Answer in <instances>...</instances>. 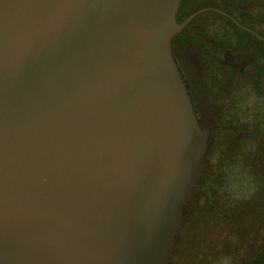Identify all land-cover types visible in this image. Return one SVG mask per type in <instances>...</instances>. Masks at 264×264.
Masks as SVG:
<instances>
[{"label": "water", "instance_id": "water-1", "mask_svg": "<svg viewBox=\"0 0 264 264\" xmlns=\"http://www.w3.org/2000/svg\"><path fill=\"white\" fill-rule=\"evenodd\" d=\"M180 1L0 0V264H169L212 134Z\"/></svg>", "mask_w": 264, "mask_h": 264}, {"label": "flooded vegetation", "instance_id": "flooded-vegetation-1", "mask_svg": "<svg viewBox=\"0 0 264 264\" xmlns=\"http://www.w3.org/2000/svg\"><path fill=\"white\" fill-rule=\"evenodd\" d=\"M191 16L171 45L199 124L212 131L205 168L212 160L223 187L237 168L256 177L250 196L233 197L257 198L264 184V0H181L177 23ZM244 153L260 154L261 162L245 164ZM231 154L233 162L224 163ZM255 240L264 243V228Z\"/></svg>", "mask_w": 264, "mask_h": 264}, {"label": "trees", "instance_id": "trees-1", "mask_svg": "<svg viewBox=\"0 0 264 264\" xmlns=\"http://www.w3.org/2000/svg\"><path fill=\"white\" fill-rule=\"evenodd\" d=\"M234 157L235 155L233 154L226 156L224 163L230 164L233 162ZM242 161L245 164L259 163L261 162L260 154L244 153ZM213 165L212 160L209 161L199 179L198 185L194 189V195L190 199L192 208L177 235L169 264H176L175 260L184 245V234L188 233L199 219L208 220L209 216L228 224L231 229L232 237L228 238V242H226V246L222 250L229 251L230 249L227 247L232 248L240 237L245 243L243 247L247 248L246 261L243 264H263L264 243H259L255 240V233H259L264 228L263 182L261 183L262 185L259 184L258 186L257 198H244L236 201L224 198L220 192V188H223V186L216 183L219 175ZM237 249L239 248L237 247Z\"/></svg>", "mask_w": 264, "mask_h": 264}, {"label": "rangeland", "instance_id": "rangeland-1", "mask_svg": "<svg viewBox=\"0 0 264 264\" xmlns=\"http://www.w3.org/2000/svg\"><path fill=\"white\" fill-rule=\"evenodd\" d=\"M232 173L234 178L229 176L227 185L220 188L223 197L234 200V195L237 198L250 196L255 190L257 178L241 172L239 168ZM184 237V245L175 260L176 264H242L245 252L241 249L245 243L239 237L232 247L234 249L227 247L229 251L222 250L232 235L229 225L219 219L210 216L208 220L199 219Z\"/></svg>", "mask_w": 264, "mask_h": 264}]
</instances>
